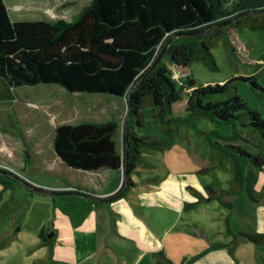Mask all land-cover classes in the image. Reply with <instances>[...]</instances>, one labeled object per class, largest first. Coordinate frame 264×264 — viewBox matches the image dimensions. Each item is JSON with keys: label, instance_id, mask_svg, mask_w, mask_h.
<instances>
[{"label": "trees", "instance_id": "trees-1", "mask_svg": "<svg viewBox=\"0 0 264 264\" xmlns=\"http://www.w3.org/2000/svg\"><path fill=\"white\" fill-rule=\"evenodd\" d=\"M246 18L253 24L264 18V0H91L70 21L12 20L5 1L0 0V101L14 99L18 86L41 83L57 84L72 93L121 97L128 92L131 111L121 150L114 138L117 124L112 121L60 124L53 130V149L67 166L127 169L122 181L128 179V185L133 183L130 171L141 149L161 145L136 130L144 120L143 107L148 106L157 126L173 136L178 133L173 124L184 121L185 114L231 123L233 134L218 135L225 143L216 146L229 148L224 150L233 158L235 180L227 192L235 193L241 188L243 165H264V157L240 143L245 138L253 141L248 133L243 136L249 130L264 146V119L237 94L221 101L205 100L227 91L234 78L197 84L186 68L193 60L215 66L207 42L210 36L230 35L236 50L244 53L235 28ZM194 30L200 31L174 38L165 49V59L151 68L172 33ZM172 68L183 77H173ZM240 79L259 88L255 76ZM0 163L17 174L24 173L4 158ZM124 187L122 183L116 195ZM246 236L255 243L264 242V234Z\"/></svg>", "mask_w": 264, "mask_h": 264}, {"label": "rangeland", "instance_id": "rangeland-1", "mask_svg": "<svg viewBox=\"0 0 264 264\" xmlns=\"http://www.w3.org/2000/svg\"><path fill=\"white\" fill-rule=\"evenodd\" d=\"M4 1L12 20L45 18L67 21L78 15L91 2V0ZM229 1L233 3L234 0ZM228 7L230 8V5ZM250 22L251 19L246 18L235 28L237 42L243 45L244 53L236 50V44H232L230 35L210 36L207 42L215 66L209 67L207 63L193 60L187 66L186 74L194 78L197 84L222 83L234 78L232 87L227 91L210 95L205 100L221 101L237 94L250 109L259 111L264 119V18H259L256 24ZM162 56L164 53L160 59H165ZM171 71H173V77L179 79L183 77L179 72H174L173 68ZM240 76H255L259 88L253 87L247 80L240 79ZM127 97L128 92L121 97L102 93H72L57 84L49 83L18 86L14 89V99L0 101V149L1 146L4 147L5 150L2 148L1 151L5 157L11 152L12 157L21 155L24 160H27V149H29L27 144L31 142L34 143L36 150L40 147L45 154L48 153L49 148L50 156L53 157L51 146L53 130L57 125L82 121L96 123L112 121L117 124L115 141L117 149L121 150L124 146V126L126 121L127 125L129 124L131 111ZM142 111L144 120L141 126H136V130L139 129V134L148 136L149 140L161 144L158 145L159 147L147 145L141 149L145 157L142 164H150L153 166L150 170L157 173L162 171L164 175L166 174L164 179H160V183H164L166 189H172V187L175 189L180 184H184L182 187L186 191L193 192L190 186L197 184L196 182L203 184V187L204 184L227 186L225 179L227 177L228 181L233 171V158L224 150L226 146L217 147L216 145L225 143L223 139L218 138V135L225 137L233 134L231 123L217 122L202 115L185 114L184 121L173 124L178 129V133L173 136L157 126L148 106L143 107ZM246 131L243 136L247 137L248 133V137L253 141L245 138L240 142L241 145L264 157V146L261 145L258 136L254 137L255 135L249 130ZM208 139L215 145L209 143ZM237 139L238 136L233 143L238 141ZM32 156L40 157L39 154ZM0 159L3 160L1 156ZM29 159L28 164L31 165V158ZM205 161L211 162L212 165L216 163L211 167V171L201 170L205 166L202 162ZM28 164L25 167L21 165L18 167L28 177L24 173L20 175L8 167L0 166V264H31L34 251L31 242L36 239L32 235V227L30 222L27 223V219L37 218L36 224L39 217L49 216L47 204L42 203L41 200L45 197V192L34 189L32 185L45 189L48 187L29 179L35 175L34 170L28 172ZM263 167L264 165L260 166L261 169ZM125 173L126 169L120 170L121 178L125 177ZM46 176V174H40L41 178ZM23 179L26 182H23ZM139 179H141L140 176L136 174L135 180ZM122 183L125 184V188L128 187L127 181H121ZM210 185H206L205 189ZM48 189L54 191L51 187ZM30 191L36 193L35 201L31 200ZM70 191L72 192L63 193L68 199L74 197L72 194L80 195L76 190ZM262 191L264 192V189ZM41 192L43 194H40ZM52 196L47 197L52 199ZM72 205L75 204L69 203L67 207L55 204V208L53 204L49 205L52 211L54 208L56 224H71V219L63 213L67 209L77 211L78 206ZM19 211L24 213L25 218L20 230H16L13 213L17 214ZM248 223H251V220H248Z\"/></svg>", "mask_w": 264, "mask_h": 264}, {"label": "crops", "instance_id": "crops-1", "mask_svg": "<svg viewBox=\"0 0 264 264\" xmlns=\"http://www.w3.org/2000/svg\"><path fill=\"white\" fill-rule=\"evenodd\" d=\"M27 145V160L21 155L12 157L11 152L5 157L3 146L1 156L16 167H25L30 157L28 172L34 170L35 176L29 179L57 192L44 193L41 199L49 216L39 217L36 224L37 218L27 219L36 239L31 242V264H264V242L255 243L246 236L264 234V167L243 165L241 188L235 193L227 192L235 180V166L228 181L225 179L227 186L203 187L196 182L190 186L193 192L186 191L184 184L172 187L173 191L160 183L166 174L142 164L145 157L141 150L130 171L134 182L116 195L122 185L120 171L71 168L57 156L53 145V157L49 148L45 154L40 147L36 150L34 143ZM34 154L40 157L34 158ZM202 163L203 171H211L216 164ZM41 173L47 176L41 178ZM136 174L141 179L135 180ZM206 185L210 186L205 189ZM70 190H83L99 199L76 194L68 199L60 193ZM29 194L35 201L36 193ZM50 195L52 199L47 197ZM69 203L78 206L77 211L67 209L63 213L71 224H56L55 204ZM13 215L14 228L20 230L25 215L21 211Z\"/></svg>", "mask_w": 264, "mask_h": 264}, {"label": "water", "instance_id": "water-1", "mask_svg": "<svg viewBox=\"0 0 264 264\" xmlns=\"http://www.w3.org/2000/svg\"><path fill=\"white\" fill-rule=\"evenodd\" d=\"M235 18H236V17H234V18H232V19H229V20H227V21H224L223 23L231 22V21L234 20ZM199 31H200V30H194V31H176V32L172 33V34L166 39V41H165V43H164V46H163L162 50L160 51V53H159V55L157 56V58L153 61L152 65H151V68H154V67H155V65L158 63V61H159L161 55L165 52L166 47L172 42V40H173L174 38H176V37H178V36L194 35V34L198 33ZM127 98H128V103H129V105H130L129 94H128V97H127ZM125 129H126V132H127V131H128L127 121H126ZM126 152H127V150H126ZM126 171H127V169H126ZM22 181H23V182H26V180H24V179H23ZM30 184H32V183H30ZM32 187H33L34 189H41V190L44 191L45 193H50V194L57 193V192H55V191H51V190L48 189V188L45 189V188H41V187L34 186V185H32ZM76 191H78L77 193H79L80 195H82V196L85 197V198H88V199H94V200H98V199H99V198L96 197L95 195L90 194V193H88V192H86V191H83V190H76ZM60 193H66V191H65V192H60Z\"/></svg>", "mask_w": 264, "mask_h": 264}]
</instances>
